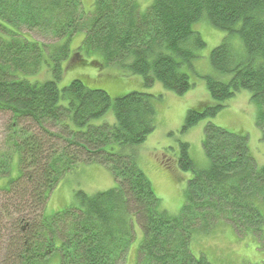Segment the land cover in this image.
<instances>
[{"label":"trees","instance_id":"1","mask_svg":"<svg viewBox=\"0 0 264 264\" xmlns=\"http://www.w3.org/2000/svg\"><path fill=\"white\" fill-rule=\"evenodd\" d=\"M203 17L228 36L210 54L218 74L205 76L214 101L190 109L182 129L214 117L247 89L264 139V0H154L144 10L137 0H95L90 13L83 0H0V113L8 114L0 178L10 176L16 154L19 164V176L0 187V264H51L57 253L59 264H117L130 251L134 223L144 234L135 264H214L194 253L192 237L219 222L231 221L240 235L264 236V164H256L246 135L208 123L206 168L194 163L188 142L180 143L178 166L193 178L181 213L173 215L128 150L157 128L156 96L137 90L113 99L80 79L60 88L56 79L37 76L51 68L60 78L74 53L69 40L82 31L75 63L93 54L181 96L193 86L184 68L205 45L193 28ZM235 35L243 48L233 44ZM110 108L115 122L95 123ZM86 163L105 165L117 185L79 191V201L47 215L57 183Z\"/></svg>","mask_w":264,"mask_h":264},{"label":"rangeland","instance_id":"2","mask_svg":"<svg viewBox=\"0 0 264 264\" xmlns=\"http://www.w3.org/2000/svg\"><path fill=\"white\" fill-rule=\"evenodd\" d=\"M137 1L144 10L154 0ZM94 4L95 0H83V8L88 13L93 10ZM193 28L202 35L205 45L195 51L196 56L192 65L184 68V71L189 74L193 86L181 96L174 91L167 90L161 81L147 85L142 75L124 72L117 64L106 65L93 54L87 57V63L81 65L75 63V51L84 47V43H82L84 32L82 31L69 40L74 53L63 61V72L60 78H57L55 70L51 68L49 70L43 68L37 75L41 79H56L60 88L68 86L73 79H80L91 88L106 89L113 99L137 90L151 92L156 96L164 94L162 98L154 99L158 116L157 128L144 142L130 147L131 149L128 150L134 152L140 168L144 169L152 182L153 189L161 199L162 206L173 215L181 213V208L186 202L188 182L193 178L191 171L182 170L178 166L180 143L188 142L190 156L194 163L201 168H206L209 158L205 153L203 142L206 134L205 127L208 123L213 122L230 132L246 135L250 153L256 164L258 167L264 164L263 133L257 125L260 110L252 101L251 93L247 89L236 92L235 96L226 102L225 108L214 117H204L192 128L182 129L190 109L199 107L205 101H214L211 100L209 89H207L205 76L218 74L211 64L210 54L213 48L219 46L222 40L228 36L226 31L212 24L208 17L199 19ZM21 32L45 44L52 42L37 35L38 32H30L27 28H21ZM5 35L7 36V33ZM232 42L237 47L243 45L238 35L232 37ZM93 59L97 60L99 65H91ZM229 77L228 75L221 76L223 80H230ZM108 111L94 122L97 124L106 121L115 122L112 108ZM7 119L8 114L0 113V151L7 149L5 142L8 138ZM165 161L170 163L169 167L164 165ZM17 176H19V164L16 154L12 161L10 176L0 178V187H4L11 177ZM57 184L50 193L47 202L45 211L47 215L55 214V212L79 201V191L95 194L116 186L117 181H115L112 170L105 165L86 163L69 171ZM227 222H219L208 231H195L192 237L194 253L198 256L204 254L214 264H264V236L253 231L240 235L234 229L231 221ZM134 224L133 233L135 236L130 245V251L126 260L117 264H135L139 260V244L144 238V234L139 225ZM59 258L60 255L57 253L52 258L51 264H59Z\"/></svg>","mask_w":264,"mask_h":264}]
</instances>
